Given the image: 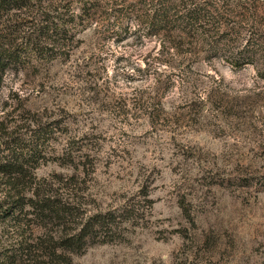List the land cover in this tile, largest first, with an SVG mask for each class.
<instances>
[{"label": "rangeland", "instance_id": "374dc122", "mask_svg": "<svg viewBox=\"0 0 264 264\" xmlns=\"http://www.w3.org/2000/svg\"><path fill=\"white\" fill-rule=\"evenodd\" d=\"M120 1L72 26L62 59L0 85L5 126L45 133L38 179L135 212L73 264H264V80L203 53L167 62Z\"/></svg>", "mask_w": 264, "mask_h": 264}, {"label": "trees", "instance_id": "16d2710c", "mask_svg": "<svg viewBox=\"0 0 264 264\" xmlns=\"http://www.w3.org/2000/svg\"><path fill=\"white\" fill-rule=\"evenodd\" d=\"M117 1L0 0V85L7 71L44 68L62 59L71 27L92 22L108 6L114 10ZM241 2L248 6L239 13ZM258 4L136 0L131 15L148 38L159 41L167 62L203 53L206 60L220 58L235 68L253 66L264 80V7ZM31 131L17 134L15 126L0 120V264H73L90 246L112 242L116 229L135 221V212L85 210L38 179L45 133Z\"/></svg>", "mask_w": 264, "mask_h": 264}]
</instances>
